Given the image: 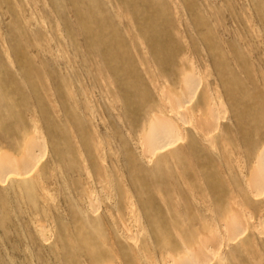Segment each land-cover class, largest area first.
Listing matches in <instances>:
<instances>
[{"label": "rangeland", "instance_id": "rangeland-1", "mask_svg": "<svg viewBox=\"0 0 264 264\" xmlns=\"http://www.w3.org/2000/svg\"><path fill=\"white\" fill-rule=\"evenodd\" d=\"M263 151L264 0H0V264H264Z\"/></svg>", "mask_w": 264, "mask_h": 264}, {"label": "bare ground", "instance_id": "bare-ground-1", "mask_svg": "<svg viewBox=\"0 0 264 264\" xmlns=\"http://www.w3.org/2000/svg\"><path fill=\"white\" fill-rule=\"evenodd\" d=\"M183 82H186L185 83V90H187L191 85H192V78H188V79H186V81L183 79ZM182 87V86H181ZM181 89H183V88H181ZM184 90V94H185V98H184V100H183V102H185L186 100V93H188L189 94V90L188 91H185ZM179 102V103H178ZM185 104V103H184ZM180 106H183V103L181 102V101H177V103H176V107H180ZM175 107V106H174ZM180 108H182V107H180ZM184 108V107H183ZM180 110V109H179ZM157 116V115H156ZM158 118L157 117H155L154 118V120H155V123L152 125V127H151V130L149 131V137H150V139H154V138H156L158 135H160L161 136V138L163 139V141H165L162 145H158L157 146V148L159 147V148H161V149H163V148H165V147H167V146H169V145H171L172 143H174L172 140H174V139H169L168 140V138L166 137V136H162V133L163 132H165V133H170V132H173L174 131V129H172L171 127H170V129L168 128L167 130H166V127H164V125L167 123H165L163 120H157ZM153 120V119H152ZM179 120H181V119H179ZM179 122V121H178ZM181 122V121H180ZM185 127V126H184ZM164 133V134H165ZM167 138V139H166ZM28 147V146H27ZM172 147V146H171ZM26 148V147H25ZM29 148V147H28ZM27 149V148H26ZM170 149V148H169ZM24 152V151H23ZM33 149H27V151H26V153L24 154V156L23 157H21L22 159H20V160H18V161H16V162H18V163H20L22 166H28V165H30V163L33 161V159H34V157H33ZM164 152V151H163ZM6 154V153H5ZM263 156H264V151H263ZM264 159V158H263ZM6 160V159H5ZM4 166L3 165H1L0 166V174H2V173H6V174H11L15 179H17V180H22V181H25V180H27L28 178H29V175H28V172L29 171H27V170H23V171H20V172H16V171H14L13 169H12V167H11V165H9V166H7L6 168H4ZM192 259H195V254H194V256H193V258ZM192 259L191 260H188L187 262H185V264H192Z\"/></svg>", "mask_w": 264, "mask_h": 264}]
</instances>
